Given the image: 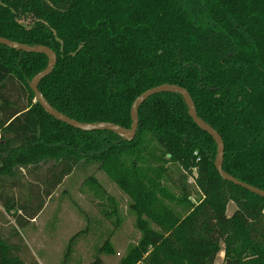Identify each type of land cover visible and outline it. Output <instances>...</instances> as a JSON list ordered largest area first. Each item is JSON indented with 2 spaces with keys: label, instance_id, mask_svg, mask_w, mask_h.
<instances>
[{
  "label": "trees",
  "instance_id": "16d2710c",
  "mask_svg": "<svg viewBox=\"0 0 264 264\" xmlns=\"http://www.w3.org/2000/svg\"><path fill=\"white\" fill-rule=\"evenodd\" d=\"M0 35L55 51L38 88L81 121L129 127L142 91L185 87L223 139L222 169L264 190V0H0ZM47 63L45 53L0 43V203L17 227L38 216L76 166L95 164L136 214L139 239L117 264H214L220 250L223 264H264V197L221 178L215 141L180 93L148 96L131 140L81 130L34 100L28 81ZM86 181L106 194L93 175ZM112 254L107 238L90 264ZM0 264H39L15 226L0 229Z\"/></svg>",
  "mask_w": 264,
  "mask_h": 264
},
{
  "label": "rangeland",
  "instance_id": "374dc122",
  "mask_svg": "<svg viewBox=\"0 0 264 264\" xmlns=\"http://www.w3.org/2000/svg\"><path fill=\"white\" fill-rule=\"evenodd\" d=\"M29 20V17L21 18L24 23ZM196 168L194 165L188 175L189 182H193ZM20 172L22 182L30 180L25 169ZM91 175L106 194L96 192V187L86 181ZM26 192V189L24 192L14 189L13 193L16 197H23ZM196 200L194 196L192 202ZM234 209L233 202H229L226 214L230 216ZM135 222L136 214L130 209L129 197L95 164L80 163L76 166L52 197L45 200L38 216L23 227L15 225L12 213L5 211L0 203L1 232L7 235L15 226L27 246V253L33 255L39 264H90L107 238L114 254L101 257L106 264H117L139 239ZM214 264H223V250L217 254Z\"/></svg>",
  "mask_w": 264,
  "mask_h": 264
},
{
  "label": "water",
  "instance_id": "95a60500",
  "mask_svg": "<svg viewBox=\"0 0 264 264\" xmlns=\"http://www.w3.org/2000/svg\"><path fill=\"white\" fill-rule=\"evenodd\" d=\"M0 43L4 44L8 47L17 49V50H23L27 52H41L45 53L48 57V63L47 65L40 71L36 72L31 79L28 81L29 87L34 93V100L37 101L40 106L51 116L54 118L63 121L67 124H69L72 127H75L77 129L81 130H100V129H108L112 130L116 134L120 135L124 139L131 140L136 132V128L138 125V107L139 105L150 95L161 92V91H170V92H177L182 95L184 98L188 113L192 120L204 131H207L212 138L215 141L216 144V155L214 159V166L219 175L222 179L227 180L235 185H238L242 188L247 189L248 191L257 194L261 197H264V190L256 188L250 184H247L243 181L238 180L237 178L229 175L222 169V163H223V154H224V142L219 134V132L211 126L208 122H206L204 119H202L196 111L195 104L193 102V99L189 93V91L176 83H161L152 87H149L142 91L139 95H137L134 100L131 103L130 107V113H131V125L129 127L122 126L118 123L112 122V121H96V122H90V121H81L76 118L70 117L69 115L57 110L54 108L49 101L44 97L42 92L38 88L39 81L48 75L52 69L54 68L55 62H56V53L55 51L50 48L47 45L44 44H26L17 40H12L10 38L4 37L0 35Z\"/></svg>",
  "mask_w": 264,
  "mask_h": 264
},
{
  "label": "built area",
  "instance_id": "2783aa9c",
  "mask_svg": "<svg viewBox=\"0 0 264 264\" xmlns=\"http://www.w3.org/2000/svg\"><path fill=\"white\" fill-rule=\"evenodd\" d=\"M196 162H199V159H200V157L199 156H196Z\"/></svg>",
  "mask_w": 264,
  "mask_h": 264
}]
</instances>
